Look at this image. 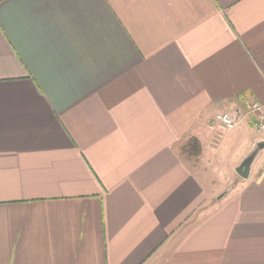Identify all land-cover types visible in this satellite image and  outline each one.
I'll list each match as a JSON object with an SVG mask.
<instances>
[{"label": "crops", "instance_id": "1", "mask_svg": "<svg viewBox=\"0 0 264 264\" xmlns=\"http://www.w3.org/2000/svg\"><path fill=\"white\" fill-rule=\"evenodd\" d=\"M245 100L264 0H0V264H264Z\"/></svg>", "mask_w": 264, "mask_h": 264}, {"label": "built area", "instance_id": "2", "mask_svg": "<svg viewBox=\"0 0 264 264\" xmlns=\"http://www.w3.org/2000/svg\"><path fill=\"white\" fill-rule=\"evenodd\" d=\"M243 106L256 132L264 134V105L258 101L245 100ZM215 120L228 130L236 129L241 124V120L232 111L216 114Z\"/></svg>", "mask_w": 264, "mask_h": 264}, {"label": "rangeland", "instance_id": "3", "mask_svg": "<svg viewBox=\"0 0 264 264\" xmlns=\"http://www.w3.org/2000/svg\"><path fill=\"white\" fill-rule=\"evenodd\" d=\"M244 149V144L237 145L233 147H229L228 145L224 147V149L220 152L222 155L218 160L219 166L224 167V169L228 168L231 172L234 171V168L239 164L240 153Z\"/></svg>", "mask_w": 264, "mask_h": 264}, {"label": "water", "instance_id": "4", "mask_svg": "<svg viewBox=\"0 0 264 264\" xmlns=\"http://www.w3.org/2000/svg\"><path fill=\"white\" fill-rule=\"evenodd\" d=\"M264 149V141L261 140L257 143L254 151L249 154L242 163L237 167V172L239 175L243 178H248L251 170V166L253 161L255 160V157L257 154ZM230 191V188L225 190L223 193H221L218 198L222 199L228 192Z\"/></svg>", "mask_w": 264, "mask_h": 264}, {"label": "trees", "instance_id": "5", "mask_svg": "<svg viewBox=\"0 0 264 264\" xmlns=\"http://www.w3.org/2000/svg\"><path fill=\"white\" fill-rule=\"evenodd\" d=\"M193 143H194V140L193 141H191V144L193 145ZM197 143V142H196ZM190 149V148H189Z\"/></svg>", "mask_w": 264, "mask_h": 264}]
</instances>
